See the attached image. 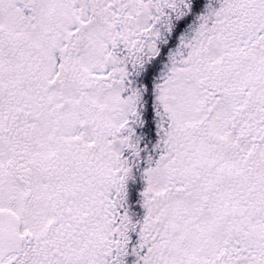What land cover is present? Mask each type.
Segmentation results:
<instances>
[{
    "label": "snow or ice",
    "instance_id": "1",
    "mask_svg": "<svg viewBox=\"0 0 264 264\" xmlns=\"http://www.w3.org/2000/svg\"><path fill=\"white\" fill-rule=\"evenodd\" d=\"M0 264H264V0H0Z\"/></svg>",
    "mask_w": 264,
    "mask_h": 264
}]
</instances>
